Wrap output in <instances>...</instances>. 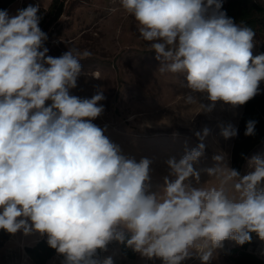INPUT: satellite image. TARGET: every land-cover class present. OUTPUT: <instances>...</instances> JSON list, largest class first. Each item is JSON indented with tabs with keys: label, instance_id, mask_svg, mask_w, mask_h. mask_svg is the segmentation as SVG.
Wrapping results in <instances>:
<instances>
[{
	"label": "clouds",
	"instance_id": "1",
	"mask_svg": "<svg viewBox=\"0 0 264 264\" xmlns=\"http://www.w3.org/2000/svg\"><path fill=\"white\" fill-rule=\"evenodd\" d=\"M223 3L119 0L155 53L157 71L183 77L188 91L180 98L198 105L197 114L218 102L235 110L261 94L264 53L253 55L255 32L228 17ZM40 7L0 10V230L46 237L61 264H114L112 255L99 256L113 242L162 264L193 257L209 264L225 241L243 246L252 234L264 242V154L247 159L244 175L223 151L198 170L205 127L194 133L196 146L164 161L167 175L152 191L154 160L125 155L107 126L93 122L105 111L103 90L70 94L92 53L48 55ZM255 125L247 121L246 137ZM219 134L228 140L238 129L228 123ZM201 172L210 179L201 183Z\"/></svg>",
	"mask_w": 264,
	"mask_h": 264
},
{
	"label": "rangeland",
	"instance_id": "2",
	"mask_svg": "<svg viewBox=\"0 0 264 264\" xmlns=\"http://www.w3.org/2000/svg\"><path fill=\"white\" fill-rule=\"evenodd\" d=\"M258 1L264 3V0ZM29 4L41 6L39 26L48 35L44 44L49 49L48 55L59 57L69 48L87 49L92 53L81 61L82 74L77 88L70 94L91 98L97 90H103L106 99L100 103L105 111L93 122L101 128L107 126L105 135L120 145L125 155L137 161L142 157L154 160L152 191L163 185L162 178L167 175L164 161L171 156L179 158L185 144L189 148L196 146L199 141L194 133L202 132L205 127L210 129V135L205 141V155L195 167L198 170L213 167L212 157L218 151L228 155L230 164L233 138L225 140L219 133L222 125L237 126L243 106L231 110L218 102L211 113L197 114L198 105H185L180 98L188 91L183 87V77L157 71L159 62L155 53L140 38L136 21L123 11L119 0H13L9 15ZM255 42L253 55L264 53V35ZM94 74L100 79L94 78ZM260 88L258 96L264 97V81ZM258 154H264V141L247 154L238 170L241 175L248 171L247 159ZM209 179L201 172V183ZM5 235V239L0 235V264H61L63 260L58 254L43 263L31 257L27 248L46 237L21 233L13 236L6 232ZM107 255L114 257V264H162L158 259L147 260L116 242L109 245L107 252L99 253L100 258ZM183 264H201V261L193 257ZM209 264H264V242L255 234L246 246L227 240Z\"/></svg>",
	"mask_w": 264,
	"mask_h": 264
},
{
	"label": "trees",
	"instance_id": "3",
	"mask_svg": "<svg viewBox=\"0 0 264 264\" xmlns=\"http://www.w3.org/2000/svg\"><path fill=\"white\" fill-rule=\"evenodd\" d=\"M12 1L0 0V10H5ZM223 10L226 11L228 17L233 18L235 23H242L252 28L256 34L254 39L264 35V3L258 0H227ZM249 120L256 121V134L246 137L244 132L246 123ZM236 128L238 129V135L232 141L230 166L239 170L247 154L264 141V97L257 95L243 105ZM0 235L1 238H6L3 230H0ZM247 244H244V246ZM27 251L33 259L39 260V263H43L49 257L57 254L54 249L47 245L45 239H41L32 247H28Z\"/></svg>",
	"mask_w": 264,
	"mask_h": 264
},
{
	"label": "crops",
	"instance_id": "4",
	"mask_svg": "<svg viewBox=\"0 0 264 264\" xmlns=\"http://www.w3.org/2000/svg\"><path fill=\"white\" fill-rule=\"evenodd\" d=\"M10 5H11V3L5 8L8 11V13H9V6Z\"/></svg>",
	"mask_w": 264,
	"mask_h": 264
}]
</instances>
